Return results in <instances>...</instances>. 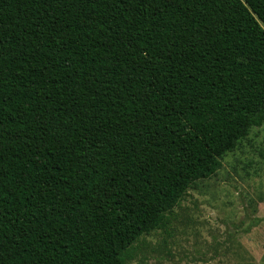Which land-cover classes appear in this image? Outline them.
Here are the masks:
<instances>
[{
    "label": "trees",
    "instance_id": "obj_1",
    "mask_svg": "<svg viewBox=\"0 0 264 264\" xmlns=\"http://www.w3.org/2000/svg\"><path fill=\"white\" fill-rule=\"evenodd\" d=\"M264 125V0H0V264H125Z\"/></svg>",
    "mask_w": 264,
    "mask_h": 264
},
{
    "label": "rangeland",
    "instance_id": "obj_2",
    "mask_svg": "<svg viewBox=\"0 0 264 264\" xmlns=\"http://www.w3.org/2000/svg\"><path fill=\"white\" fill-rule=\"evenodd\" d=\"M125 264H264V125L196 182L165 228L141 236Z\"/></svg>",
    "mask_w": 264,
    "mask_h": 264
}]
</instances>
